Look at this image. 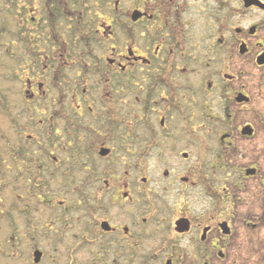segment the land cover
Instances as JSON below:
<instances>
[{
	"label": "flooded vegetation",
	"instance_id": "flooded-vegetation-1",
	"mask_svg": "<svg viewBox=\"0 0 264 264\" xmlns=\"http://www.w3.org/2000/svg\"><path fill=\"white\" fill-rule=\"evenodd\" d=\"M18 2L0 264H236L264 226V0Z\"/></svg>",
	"mask_w": 264,
	"mask_h": 264
},
{
	"label": "rangeland",
	"instance_id": "rangeland-1",
	"mask_svg": "<svg viewBox=\"0 0 264 264\" xmlns=\"http://www.w3.org/2000/svg\"><path fill=\"white\" fill-rule=\"evenodd\" d=\"M19 0H0V72H3V65L1 61L6 57V40L12 39L15 40V36L18 39L20 38V22L17 16L21 17L19 9H21L18 2ZM12 4H19L10 8L8 11L7 6L11 7ZM260 202L258 206L252 205L254 210L253 214H261L259 206L264 204V199L262 193L260 194ZM237 204L239 201L237 200ZM254 204V203H253ZM242 246L246 248L245 253L242 256L236 257L239 260L236 264H264V226H258V228L252 231L250 234H247L245 239L239 242ZM233 253H231L230 259L220 262V264H231V259Z\"/></svg>",
	"mask_w": 264,
	"mask_h": 264
}]
</instances>
